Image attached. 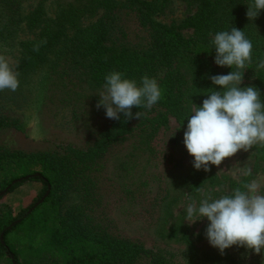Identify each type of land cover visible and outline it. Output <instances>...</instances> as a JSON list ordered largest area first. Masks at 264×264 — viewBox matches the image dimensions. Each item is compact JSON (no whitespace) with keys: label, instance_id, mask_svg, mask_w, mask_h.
I'll return each mask as SVG.
<instances>
[{"label":"trees","instance_id":"16d2710c","mask_svg":"<svg viewBox=\"0 0 264 264\" xmlns=\"http://www.w3.org/2000/svg\"><path fill=\"white\" fill-rule=\"evenodd\" d=\"M157 1L163 7L170 0H86L48 19L42 5L26 14L23 0H0V46L4 43L15 53L20 80L43 71L44 78L55 77L56 85L71 83L95 90L103 88L110 72L118 71L138 85L145 75L155 78L162 93L151 110L133 107V114L143 113L140 120L125 123L121 113L120 120H112L86 147L60 145L27 152L0 144V192H13L28 181H40L44 186L16 215L4 201L7 193L0 196V260L7 258L10 264H192V255L184 260V250L147 247L110 233L95 216L94 172L112 146L135 134L140 142L150 143L170 127L171 118L186 130L193 106H202L206 95L220 90L208 77L233 70L215 63L212 38L219 31L234 26L251 40L252 63L242 70L241 87L255 86L264 102V69H257L264 58V10L250 21L246 12L252 0H188L196 4V11L168 24L154 17L159 10ZM99 10L97 20L85 26L74 17ZM125 10L135 13L147 31L145 42L127 40L122 23ZM37 28L34 38H21L24 30ZM186 29L192 33L186 34ZM37 44L39 51H34ZM9 101L8 89L0 91V130H24L26 119L11 113ZM262 154L264 160V145ZM209 179L218 182L213 171ZM189 180L197 191L207 182L204 171L195 168ZM247 182L248 177L232 180L231 186L243 191ZM74 193L80 199L70 203Z\"/></svg>","mask_w":264,"mask_h":264},{"label":"rangeland","instance_id":"374dc122","mask_svg":"<svg viewBox=\"0 0 264 264\" xmlns=\"http://www.w3.org/2000/svg\"><path fill=\"white\" fill-rule=\"evenodd\" d=\"M85 1L23 0V9L28 14L42 5L50 19L61 16L70 5L84 4ZM157 5L159 10L154 15L155 19L168 24L180 22L197 9L196 4L188 0H170L163 7L157 1ZM101 13L99 10L74 17L85 26L97 20ZM122 23L131 44L146 41L147 31L139 25L135 13L125 10ZM37 32L38 28L35 31L24 30L21 38H34ZM184 32L189 35L192 30ZM0 55L8 58L13 66L16 64L15 53L9 52L4 43L0 46ZM43 75L44 72L40 71L28 79L18 78V89L8 90L11 113L25 118L26 125L24 130L1 129L0 144L27 152L55 149L60 145L86 147L113 120L106 117L103 107H96L100 99L98 94L103 88L92 90L86 85L74 87L71 83L62 87L54 83L55 77H52L54 80L51 77L46 79ZM187 76L190 77V72ZM183 140L184 130L171 118L170 127L161 130L150 143L140 142L139 135L135 134L112 146L94 172L96 218L118 237L142 242L147 247L166 246L176 251L184 250V260L189 261L192 255V264H264V253L256 255L236 246L221 255L205 237L209 223L206 218L191 225L184 221V209L188 203L194 200L198 204L206 196L219 198L234 190L232 180L241 181L248 177L250 181L257 179L264 184V144L256 143L247 152L241 150L234 157L226 158L219 167L212 165L210 172L201 169L207 182H203L197 191L189 180L194 157L188 153ZM245 166L251 168V176L240 174L239 169ZM212 171L218 182L209 181ZM43 187L40 181H28L7 193L4 201L16 215L42 192ZM260 192L264 194V187ZM79 199L74 193L69 202ZM218 254L220 257L217 259ZM0 264L10 262L3 258Z\"/></svg>","mask_w":264,"mask_h":264},{"label":"clouds","instance_id":"9594fccd","mask_svg":"<svg viewBox=\"0 0 264 264\" xmlns=\"http://www.w3.org/2000/svg\"><path fill=\"white\" fill-rule=\"evenodd\" d=\"M264 10V0H252L246 16L255 21ZM215 49V63L220 67L233 70L228 74L208 77L220 90L206 95L202 106H196L187 119L183 143L196 170L211 171V166L219 167L226 158L234 157L241 150L247 152L256 143L264 144V102L261 92L255 86L241 87L244 71L252 63L253 45L245 32L232 27L217 32L212 38ZM39 51V44L34 46ZM257 69H264V58L260 59ZM19 73L11 61L0 55V91H16L19 87ZM161 89L155 78L145 75L138 85L135 80L124 78L118 71L105 77L103 91L96 107L106 110V117L124 122L141 119V111L133 114V107L151 108L160 100ZM243 176H251L250 167L239 169ZM213 199L206 196L197 204L188 203L185 220L191 224L209 222L205 237L221 255L233 246L245 248L256 255L264 253V194L260 189L264 184L253 179L243 185Z\"/></svg>","mask_w":264,"mask_h":264},{"label":"water","instance_id":"95a60500","mask_svg":"<svg viewBox=\"0 0 264 264\" xmlns=\"http://www.w3.org/2000/svg\"><path fill=\"white\" fill-rule=\"evenodd\" d=\"M6 193H7V189H4L3 191L0 192V196L5 195ZM48 193H49V192H47V193L44 195V197L39 201V203H41V202L44 200V198L47 196Z\"/></svg>","mask_w":264,"mask_h":264}]
</instances>
